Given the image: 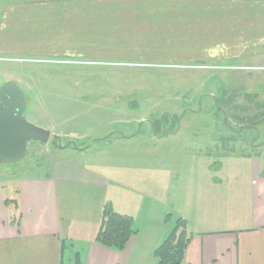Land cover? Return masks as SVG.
<instances>
[{
    "label": "crops",
    "instance_id": "crops-1",
    "mask_svg": "<svg viewBox=\"0 0 264 264\" xmlns=\"http://www.w3.org/2000/svg\"><path fill=\"white\" fill-rule=\"evenodd\" d=\"M0 55L264 60V0H12L0 11ZM253 154L249 172H166L159 203L139 187L149 172L110 181L63 161L50 175L18 178L15 199L0 183V264H157L176 217L190 234L180 264H264V152ZM107 204L133 219L122 250L96 241Z\"/></svg>",
    "mask_w": 264,
    "mask_h": 264
},
{
    "label": "rangeland",
    "instance_id": "rangeland-1",
    "mask_svg": "<svg viewBox=\"0 0 264 264\" xmlns=\"http://www.w3.org/2000/svg\"><path fill=\"white\" fill-rule=\"evenodd\" d=\"M10 1L0 0V11ZM8 81L23 91L26 120L59 137L55 144L29 141L24 158L0 162L9 199L17 198L18 178L50 175L63 161L110 181L112 172H149L152 182L140 189L154 203L165 202L166 172H249L248 156L264 152L263 58L177 63L0 55V86ZM208 96L219 99L224 116ZM224 118L258 133H232ZM177 185L170 179L166 192L173 209Z\"/></svg>",
    "mask_w": 264,
    "mask_h": 264
},
{
    "label": "trees",
    "instance_id": "trees-1",
    "mask_svg": "<svg viewBox=\"0 0 264 264\" xmlns=\"http://www.w3.org/2000/svg\"><path fill=\"white\" fill-rule=\"evenodd\" d=\"M204 98L210 100L209 96ZM200 99H202V97H200ZM210 101V107L215 108L224 116V109L220 106L219 99L215 97ZM197 108L200 110L199 103H197ZM222 123L224 127L231 130L232 133H237L238 131L242 132L244 129H248V132H252L253 135H256V129L253 127L239 126L236 129L223 120ZM224 139H227V137ZM251 139L252 137L250 136V140ZM176 219L173 229L154 251L157 264H180L183 261L185 248L190 241V234L186 230L185 220L180 217ZM132 224L133 219L130 216L115 213L107 204L102 209L101 222L96 234V241L103 246L122 250L134 232Z\"/></svg>",
    "mask_w": 264,
    "mask_h": 264
},
{
    "label": "water",
    "instance_id": "water-1",
    "mask_svg": "<svg viewBox=\"0 0 264 264\" xmlns=\"http://www.w3.org/2000/svg\"><path fill=\"white\" fill-rule=\"evenodd\" d=\"M27 103L22 89L15 81L0 86V162L19 161L26 155V144L36 141L41 145L59 137L50 129L26 120ZM226 122V118L223 119ZM52 143L55 144V141Z\"/></svg>",
    "mask_w": 264,
    "mask_h": 264
},
{
    "label": "built area",
    "instance_id": "built-area-1",
    "mask_svg": "<svg viewBox=\"0 0 264 264\" xmlns=\"http://www.w3.org/2000/svg\"><path fill=\"white\" fill-rule=\"evenodd\" d=\"M72 62L77 63V62H79V61H72ZM59 63H70V62H69V61H67V62H64V61L62 62V61H61V62H59Z\"/></svg>",
    "mask_w": 264,
    "mask_h": 264
},
{
    "label": "flooded vegetation",
    "instance_id": "flooded-vegetation-1",
    "mask_svg": "<svg viewBox=\"0 0 264 264\" xmlns=\"http://www.w3.org/2000/svg\"><path fill=\"white\" fill-rule=\"evenodd\" d=\"M256 133H258L257 131H256ZM264 140V137H263V139H262V141Z\"/></svg>",
    "mask_w": 264,
    "mask_h": 264
}]
</instances>
